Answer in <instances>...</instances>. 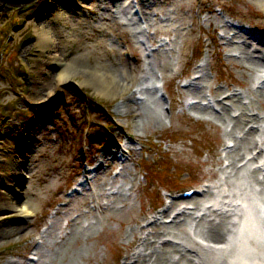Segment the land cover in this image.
Here are the masks:
<instances>
[{
  "label": "rangeland",
  "instance_id": "374dc122",
  "mask_svg": "<svg viewBox=\"0 0 264 264\" xmlns=\"http://www.w3.org/2000/svg\"><path fill=\"white\" fill-rule=\"evenodd\" d=\"M46 1L19 6L0 2V264H9V259L26 261L32 252L31 241L39 234L42 241L35 264H122L129 240L136 237L138 222L145 219L149 209L160 207L165 187L208 179L212 184L222 183L223 191L212 187L207 194L215 200L230 188L239 191L230 184L237 168L225 166L229 159H223L224 151L220 152L222 138L234 137L223 136L219 130H231L227 116L231 108L239 107L238 102L233 106L231 98L223 99L232 107L222 120L210 106L200 110L188 107L185 101L188 95L201 98L205 91L217 97L221 90L234 86L241 89V95L246 91L250 97L259 95L252 86L253 76L243 65L244 58L238 56L235 43L239 36L231 38L233 45L220 36L231 34V26L224 21L227 14L264 29V0H61L63 6L60 0ZM54 6L61 14L57 20L50 11ZM49 17L54 30L66 36L62 40L56 32L54 49L63 51L66 61L72 59L79 70L56 85L54 80L45 81L49 88L44 90L42 81L53 74L56 65L40 54L36 25ZM220 21L225 22L224 29ZM147 32H154L153 38ZM157 34L165 36L167 44L152 49L158 44L150 43ZM249 44L253 49L261 43ZM161 57L169 67L161 65ZM200 62L199 83L203 86L198 95L191 92L194 86L182 87L179 78ZM94 65L117 78L111 94L97 90L91 80L83 82V75ZM157 81L167 88L166 99L156 94ZM139 84L148 88L141 89L143 98L137 102L138 108L129 106L135 104L132 94ZM238 99L246 105V113L251 105L260 104L243 96ZM145 103L157 113L142 123L141 106ZM215 104L220 109L221 101L215 100ZM260 110L264 112V107ZM258 121H249L246 126L257 124L258 132L264 135V120ZM122 126L132 130L139 141L121 173L113 176L115 168L108 166L97 174L89 189L72 196L67 204L61 203L66 197L64 187L78 170L82 148L89 147L88 157L93 160L104 137H110L109 131H122ZM88 128L96 130L92 136L98 140L86 139ZM3 153L16 161V168L7 173L2 170ZM235 153L236 146L228 154L236 157ZM243 163L247 167L239 171L252 180L253 189L260 191L262 183L259 186L253 180L256 170L255 174L250 172L253 162L247 159ZM219 168L222 170L218 172ZM238 182L245 184L242 179ZM14 195L16 198L11 197ZM250 195L260 194L254 191ZM10 197L18 204L24 201L23 210L29 209L30 214L19 208L4 210ZM59 198L55 213L52 205ZM196 210L191 208V213H184L165 229L183 234L177 226L181 221L196 238L194 231L206 223ZM229 219L226 217L227 222ZM43 224L47 226L41 231ZM167 244L170 250L175 243ZM181 254L174 250L172 255L190 264L188 255Z\"/></svg>",
  "mask_w": 264,
  "mask_h": 264
},
{
  "label": "bare ground",
  "instance_id": "6f19581e",
  "mask_svg": "<svg viewBox=\"0 0 264 264\" xmlns=\"http://www.w3.org/2000/svg\"><path fill=\"white\" fill-rule=\"evenodd\" d=\"M50 1L51 0H47L46 2L48 3ZM60 2H59L60 5L63 6L64 4L62 3L61 0H60ZM90 3H92V2H90ZM92 4L96 5L97 3H92ZM261 6L264 8L263 4H261ZM146 7L150 8L151 6H146ZM51 10H52L54 19L55 20L59 19L61 16V14L59 12V8L57 6H54L52 9H50V11ZM147 12L150 13L151 10L147 11ZM51 22H52V19L49 17V20L39 21V23L36 25V31H37V36H38L37 42L39 45L42 46V49L40 50V54L44 57V59L46 57L47 60H45V61L53 62L56 65V70L53 71V74H50L49 76H47L48 78H46L42 81V84L44 85V87L42 89H44V90H46V89L48 90V88H49V84L45 81L49 80L51 82L52 80H54V83H55L54 85H56L61 80H65L66 78H69V75L71 73L79 70V65L73 63L72 59H70L69 61H66L63 51H61V50L56 51L54 49V47L57 46V44L55 43V38H54V36L57 37L56 32H58L62 36V38H61L62 40L64 38H66V36H64L65 34H63L61 31H55L53 26L51 25ZM217 24H218V22H217ZM217 24L214 27L218 26ZM226 25H228V24H226ZM226 25H225L224 21H220L219 26H221L223 29H224L223 26H226ZM231 29L232 28H230V30ZM147 33H150V32H147ZM150 34H151V38H153L154 32H152ZM156 36L157 37H155V39H152V41L150 43L153 44L154 41H158V44H154V45H157L160 47H162L164 44H167L165 36L162 35L160 37V36H158V34ZM233 36H234V33L229 34V35L222 34L220 37L227 39V41L225 43H227L229 45H233L232 42L234 39L233 40L231 39ZM171 39L172 38L170 37V41H171ZM237 43H239V44H237ZM237 43H235V45L239 46V47H237V49L239 50L238 56H242L244 58L246 64L244 63L243 65L248 70V74L254 76V74L258 71V75H259L261 73V71L264 69V44H262V46H260L258 48L253 47V49H252V48H250L249 41H246V40L239 41V42L237 41ZM232 54H233V56H236L235 53H232ZM159 61H162L161 65H163L164 67H166V68L169 67L168 62L166 63V60L164 61V59H162V57L159 59ZM57 66H59V69H57ZM89 70H88L89 71L88 73H85V75H83V78H84L83 82H90L89 80H91L95 84V88L97 90H99L100 92H102L104 94H111L112 93L111 90H112V87L114 85L113 80L115 81V79H117L114 76V74L112 72H106L105 70H101L97 65H94V67L89 68ZM127 76H128V74L126 71L124 78L126 79ZM199 76L200 75H197V77L194 78L195 79L193 81L194 88L191 91V92H194L195 94H198V95L202 92V86H203V85H201V83H199L200 79L202 78V77L199 78ZM254 81H253V83H254ZM257 81H262L261 85H259L255 89V90L259 91V95H258L259 97L258 96L257 97H252V96L250 97L248 94V91H246L243 95H241L242 93H241V90L239 88L233 87L232 89L229 90V88L226 87L225 90H221V92L219 93V94H221V97L220 96L215 97L214 96L215 93H207L205 91L201 94V98L207 99V101H206L207 103L204 104L203 102H200L199 100H201V98H199V100L197 99L194 102H192L191 104H188V107L190 106V107H194V108H197L200 110L204 109L205 107L208 108V106H210L213 111L219 113L218 116L222 120H225L226 112L229 110V108L232 107L231 102L227 103V101H225V100L223 101V98H225V99L231 98L233 100V102H232L233 106L235 104V101L238 102V104H239L238 108H234V107L231 108L229 110L230 115L227 116V118L229 120H231V123H232L231 130H227L226 128H223V129L219 128V130L221 131V134L223 136L224 135L225 136L226 135H228V136L233 135V137L236 139L232 148L227 149V150L223 149V150H225V155H224L223 159H229V162L227 165H230L232 167L237 168L236 175L232 179H230V184L239 187V191L238 190H232L230 188L229 190H231V191L221 193L220 199L217 200V203L220 204L219 205L220 211L215 210L211 206H204L205 210L202 211L201 217L206 219V223H205V225H203V227H201V229H198V230L196 229L194 231V232H196L197 237L199 236L203 239L214 240V241L224 240L223 238H220V237L225 238L226 237V235H225L226 231L227 230L231 231V229H232L231 225L234 223H232L231 221L230 222L226 221V217L229 215L226 211H221V209L225 208V210H227V207L225 205H227L231 208V205H230L231 202L230 201L233 198H236V196L239 197V199H241V195L244 197L243 194L246 195V194H248L250 192H254V191L256 193L258 192L261 196H264V179L260 180V183H262V186L260 187V191H259V188H257V190H255V188L253 189L251 186L252 180L245 173H242L239 171V170H243V168L247 167V164L241 163V160L243 159L244 156H247L248 152L253 153L252 148H254V147H259L260 150L258 152L253 153L247 159L248 160L250 159L252 161L258 160V166H260V168H262V169L264 168V135H261L258 132V130H259L258 126L256 127L254 124L246 126L249 123V121L259 122L258 120H260V119L264 120V112H262L260 110V109H263V107H264V80H262V79L258 80L257 79ZM44 82L47 84H45ZM127 85H128V83L126 81L125 86H127ZM137 87H139V88L133 92L132 97L136 92H143L142 91L143 88H144V90H146L148 88L147 86H144V84H139ZM220 87L221 86L214 88V92H216V89L220 88ZM216 95H218V94H216ZM194 96L196 97V95H194ZM241 96H243V98H249V101L252 100V102H254V103H256V102L258 103L257 100H259L260 104H257L256 105L257 107L255 105H251L248 108L249 113H246V111L244 110L246 105L244 103H241L240 100L238 99ZM211 99L214 102H215V100H216V102L221 101V103H222L220 106V109H222L221 111H220V109L215 110L213 108V106H211L209 104ZM137 102H138L137 100L135 101V104L131 102L129 104V106L135 105L138 108ZM141 108H142L141 111L143 114V115H141V120H142L141 122L142 123L146 122L145 120L147 118L155 117V115L157 113V110L153 106L152 107L149 106V103H145L144 105L142 104ZM240 108H243V109H240ZM236 111H238V112H236ZM139 112L140 111H138V114H140ZM245 113L248 115V117L245 115ZM232 116H233V118H232ZM230 118H232V119H230ZM251 119H253V120H251ZM236 130H237V133H239V132H241V133H239V135L234 134V131H236ZM235 146H236V153L235 154H238L236 157H234L231 154H228ZM241 147L243 150L238 152ZM125 149H126L125 153L128 154V156H126L125 160H129V159H131L130 154H132L134 149L132 147H130V145H128V144H125ZM3 156H4L3 161L1 162V164L4 167V168H2L3 172L7 173L9 170H12V169L14 170L16 168V164H15L16 161H15V159H13L12 155L9 153H3ZM218 159H220V158H218ZM237 163H240V164H237ZM221 168H222V166H221ZM221 168L217 169L218 172H219V170L220 171L222 170ZM225 169H226V167H225ZM253 170H255V168L250 170L251 174H255V172ZM227 178L229 179V177H227ZM255 178H257L256 175H255ZM255 178L253 180H255ZM238 179H242L243 182H245V184L239 183ZM206 180H208V179H206ZM2 184L6 185V187H8V184H6L3 181H2ZM221 184L222 183L220 181H218V184L217 183L216 184L215 183L214 184H204L201 187L202 188L201 192L202 193L208 192L211 189V187H215V188L218 187L219 191H220V189H221V191H223V189L221 188ZM11 186L14 187L15 185H11ZM229 194H233L234 196L231 195L229 197ZM11 197L16 198L15 195L11 196ZM197 197L198 196L193 194L192 200H189V199L187 200V198H186L185 201L191 202L195 199L193 201V203L195 205V208H197V211L199 212L204 207L201 206V199H199V197L198 198ZM228 197H229V200L227 201ZM0 198H1V196H0ZM12 198L10 200L11 201L10 204L5 205L3 207L4 210H8L11 208H19L23 212L29 211V209L23 210L26 207V205H25L26 203H24V201H22L21 204H18V203L13 202ZM179 199H180L179 201H184L185 198H179ZM262 199L264 201V197H262ZM108 205L109 204L107 203L104 206L107 207ZM129 208H132V206ZM168 210H169V205L166 208H163L161 210V213H166ZM184 211H185L184 209L177 211L176 215L173 217L172 221L173 222L179 221L180 215ZM212 212H215V215L225 216V219L224 218L216 219L215 215H213L211 218H209V215L212 214ZM189 213H191V212L189 211ZM229 223H231V225H229ZM181 224H182L181 221L177 223V226H179L183 229V234L179 233L180 236L183 238H188V239L194 238L193 235H191V236L189 235L190 230L189 231L185 230V228L183 226H181ZM262 225L264 227V224H262ZM161 226H162V221L156 222V220H154L153 223H150V228H148L147 233L153 234L156 237L154 239H150L147 236L145 237V240H147L149 242L150 248H148L144 242V249L146 250V254L142 252V255H140V258H142V259L138 261V257H139V255H138L135 259V262L131 263V264H183L182 262H179L178 260H176L174 258L175 255H172L174 250L182 253L181 249L178 246H177L178 248L176 247L177 244H174L173 245L174 249L172 248L170 250L167 248L168 244L167 245L165 244L168 242L162 243L163 245H160V242H162V239H161L162 236L172 235L169 233V232H171L170 230L164 231V229H161ZM173 235L175 236L176 233H173ZM128 236H130V234H128ZM126 237H127V235L125 236V239H126ZM249 240L253 244L255 243L257 245V247L260 249H262L264 247V241H260L256 237H251ZM185 241H189V240H185ZM159 245L161 247H157ZM38 246H40V243L38 244ZM38 246H37V248H35L36 250L34 251V253H37ZM138 247H139V245H138ZM195 247H197V246L195 245ZM142 249H143V247H142ZM139 250H141L140 247H139V249L136 248V251L139 252ZM170 251H172V253H170ZM198 252H199V250H198ZM210 253L214 254L215 257L209 256V257H207V259L205 258L201 261H199V260L193 261L192 259H190V260L188 259V261H192V263H194V264H234L230 260H227V253L224 250H210ZM253 255L254 254H252V255L246 254L247 259L253 260L254 264H264V257H260V258L256 259ZM37 260H38V258H37ZM37 260H35V261H37ZM35 261L34 260L22 261V260H18V259H9L7 261V263H9V264H35L36 263ZM125 264H129V263L126 262ZM240 264H248V261H246V263L242 262Z\"/></svg>",
  "mask_w": 264,
  "mask_h": 264
},
{
  "label": "water",
  "instance_id": "95a60500",
  "mask_svg": "<svg viewBox=\"0 0 264 264\" xmlns=\"http://www.w3.org/2000/svg\"><path fill=\"white\" fill-rule=\"evenodd\" d=\"M34 0H0V2L5 3V4H10V5H22L26 3L33 2Z\"/></svg>",
  "mask_w": 264,
  "mask_h": 264
}]
</instances>
